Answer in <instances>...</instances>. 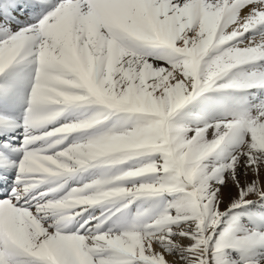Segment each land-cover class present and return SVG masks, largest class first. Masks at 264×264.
<instances>
[{
	"label": "snow or ice",
	"instance_id": "snow-or-ice-1",
	"mask_svg": "<svg viewBox=\"0 0 264 264\" xmlns=\"http://www.w3.org/2000/svg\"><path fill=\"white\" fill-rule=\"evenodd\" d=\"M262 170L264 0H0V264H264Z\"/></svg>",
	"mask_w": 264,
	"mask_h": 264
},
{
	"label": "rangeland",
	"instance_id": "rangeland-1",
	"mask_svg": "<svg viewBox=\"0 0 264 264\" xmlns=\"http://www.w3.org/2000/svg\"><path fill=\"white\" fill-rule=\"evenodd\" d=\"M252 178L253 177L251 174H249V176L246 177L243 174V171H241L240 180L242 183ZM260 178H261V181L264 182V170L261 171ZM235 195H236V188L233 185L229 184V186L223 190V199H224L225 205L229 202L230 197H234ZM250 198L254 199L255 197H250Z\"/></svg>",
	"mask_w": 264,
	"mask_h": 264
}]
</instances>
